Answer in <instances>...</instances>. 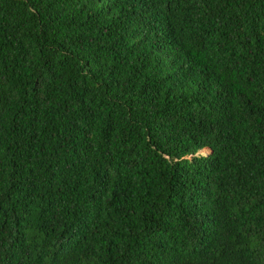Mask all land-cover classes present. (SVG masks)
<instances>
[{"label":"trees","instance_id":"obj_1","mask_svg":"<svg viewBox=\"0 0 264 264\" xmlns=\"http://www.w3.org/2000/svg\"><path fill=\"white\" fill-rule=\"evenodd\" d=\"M0 264H264V0H0Z\"/></svg>","mask_w":264,"mask_h":264}]
</instances>
